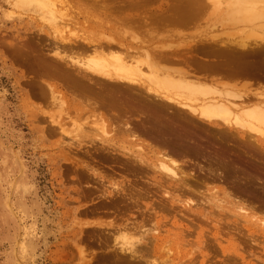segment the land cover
Here are the masks:
<instances>
[{"label": "rangeland", "instance_id": "rangeland-1", "mask_svg": "<svg viewBox=\"0 0 264 264\" xmlns=\"http://www.w3.org/2000/svg\"><path fill=\"white\" fill-rule=\"evenodd\" d=\"M141 1L143 3L140 4L141 6L130 8L126 10L127 12L116 10L114 13L110 11L113 4L112 0H0V264H110L104 257L112 250L114 242L115 244L126 245L128 242L131 244L136 242L134 240L139 236L135 235L134 231L130 232V230L123 228L129 218L134 219L132 221H140L138 224L144 225L142 226V230H144L141 232L144 233L145 231V235L148 237H159L158 246L164 247H161V251L162 249L163 251H170L174 263L248 264L251 262L253 264H264V237H253L248 234L243 226L234 223L236 219L231 218V214L229 215V212L226 211L232 209L228 205L231 201H234L233 199H213V204L219 202L217 204L221 205L222 209L225 207L222 211L218 207L215 208L217 204L214 206L207 200L208 205L205 199H195L189 194H184L182 195L183 199L178 200L185 201L187 204L191 201V205L196 207L198 213L196 214L197 217L182 218L180 214L177 215V210H170L169 212L162 207V204L165 203L162 200H166L160 198L161 190L156 184L153 185L154 183L152 184L146 178L147 176L138 180L139 182H136L133 176H129L130 184L143 194L141 195L142 199L139 198L143 202L142 206L133 208L126 199H117V203L114 202L115 205H108L109 203L106 205V202L110 199L100 198L103 193L102 189L107 188L106 190H108L111 189V186L107 181L102 184L103 182L100 181L103 180L98 179V177L113 172L125 176L122 167L104 160L101 163L100 160L99 163H96V158L92 157L95 154L91 156L89 151L88 154L75 155L73 152L75 149H73L70 151L72 152L71 156H69L63 150V147L60 148L54 138H49L48 133L45 131L47 125L43 124L44 121L41 123V120H44V117L48 114H54V117L56 115L57 118L58 110L55 107L51 110L46 102L37 96V98H40L38 101L33 92L29 91L27 82L34 77V73L28 68V65H25L27 66L25 68L20 63L22 60L11 51L14 47H23L25 43L30 42L33 44L31 49L34 48L33 54H36L35 56L55 59L54 49L59 47L58 43L61 40L77 38L78 40L76 39L75 42L80 43L81 41L82 43L85 40H91L101 44L105 37L113 38L114 42L123 44L124 49L129 50L132 58L126 60V64L130 65V68H133L132 66H136V64L138 66L139 63H141L140 68L145 65L141 68V71L145 76L149 74L146 77V87L166 99L177 100L182 93L179 95L178 92L171 91L165 85L158 87L159 85L149 83L150 75L158 77V79L176 77V79L185 80L182 78L185 77L186 80L194 79L196 82L199 77L202 78V80H199L200 83L193 80L196 84L204 83L202 86L206 84L209 85L207 86L209 88H218L219 91L225 90L228 94L233 93L236 88L241 90L246 86L244 92L240 91L243 94L246 95L250 92L251 94L260 93L259 95H264V91H262L264 90L263 82L244 77H239L237 80L225 73L212 71L208 67L193 62L196 56L200 57L202 48L210 44L214 48L219 46L216 49L221 50V52H225L224 50L241 52L247 51L248 48L249 50L254 48V52H259V45L264 46V44H261V41L264 40V18L246 21L239 14L240 11L237 12L240 7L232 9L235 5L233 6L231 0H206L208 3L203 10V14L200 13V17H195L193 20L186 21L187 23H182V26H178L175 20H169V17L174 16V13L166 10L167 8L162 6L163 3L160 2L159 4L157 1L149 0ZM259 7L264 13V5L258 6V9ZM229 11L231 12L229 13ZM106 13L109 15L107 18ZM123 13L131 14H129L130 19H128L130 22L120 19ZM165 15L166 17H163ZM232 20L234 21L232 22ZM107 22L112 24L109 27L113 25L118 27L121 23L124 25H122L121 30L116 31L110 29ZM175 22L177 25H175ZM141 38L145 39L141 40ZM54 42L55 45H53ZM203 43L206 46L202 47ZM199 44H202L199 49L200 52L197 49ZM191 46L193 49H190ZM224 46L229 48H223ZM116 47L114 48L117 51L115 49L113 51L119 55L125 54L124 49L118 50L119 48ZM194 47L196 49L193 53ZM240 48L242 49L240 50ZM99 50L102 51L100 48ZM109 50L110 48L106 47L101 53L107 55ZM123 51L124 53H122ZM74 52V55L72 52L69 54L72 56L80 54L83 58H89L91 54L94 55L90 49L88 54L87 51H85L86 53L83 51ZM172 53L175 58L179 57L177 61H173L175 58L171 56ZM66 54L68 53L66 52ZM166 54L173 59L168 60L169 57ZM176 54L177 56H175ZM191 54L198 55L193 57ZM139 56L142 58L141 61L144 59L143 56L150 57L154 63L157 62L158 65H155L158 68L156 66L150 67L144 61V63L137 62L134 64L135 57L137 61L140 60ZM129 62L133 64L131 65ZM186 74H190L188 78ZM260 89H262L261 92H258ZM219 93L217 95L210 93L208 97L216 95L213 97L220 99ZM221 94L224 93L221 92ZM259 95L256 98L255 96L251 98L250 104H248L249 98L253 95L245 99V103L237 99L232 100V102L237 103L240 107L243 106L242 108L246 107L245 109L252 108L251 104L257 106L258 103H264L262 101L264 96L260 97ZM192 97L190 98H200L198 95ZM201 98L205 99L206 96L201 95ZM201 98L198 101H202ZM250 122V128L254 126L261 130L260 133L254 131L252 136L261 138L262 135V138H264V134H262V132L264 133V125L253 120ZM240 129L248 133L247 129ZM69 138V143H71L70 140L73 137ZM74 139H72V142ZM142 145V143L133 145L135 149L132 145H129V147L138 153H141L140 149L142 153H149L147 147H136ZM136 149L139 150L136 151ZM187 154H184L187 156L175 154L173 158L175 157L174 159L183 164H188V161H192V164L194 162L195 172L199 171V165L206 166L205 168L210 165L208 157H204V159L202 156H194L193 152H187ZM96 161L98 162V160ZM78 162L79 164L81 162L80 165L83 168H79ZM213 165L217 168L216 164L213 163ZM87 167L94 169V173H98L99 176L90 180L86 177V173L89 172H86L85 175L78 172L79 169L86 171ZM111 167L114 168V171ZM185 171L190 172L191 170L185 168ZM117 174L112 175L118 178L116 181H125L122 175L119 177ZM91 175H93L92 172ZM234 179L231 178L226 182L230 188L244 183L243 180L240 182L238 179ZM236 181L239 183L237 184ZM256 181L254 180L256 185L254 188L260 193L264 189V184L260 181H257V184ZM96 187L100 190L94 189ZM149 190L153 192V196ZM155 190L158 193H154ZM146 192L150 194L146 195ZM154 194L156 195L154 196ZM203 200L205 205H203ZM238 200L235 199V201ZM220 202H224V204ZM149 203L152 204L151 207L155 212H151ZM117 206L119 210L118 208L115 210ZM263 212L264 210L262 212L256 210L253 213L257 215L254 222L258 225L264 222ZM225 215L229 216L231 220ZM193 217L195 221L192 220ZM149 222L151 223L149 224ZM191 222L196 224L193 225L194 228L191 226ZM262 225L264 226V223ZM233 226L235 227L233 228ZM215 232L218 235L217 239H215ZM131 239L132 241H130ZM120 241H124V243ZM145 242H147L146 239ZM153 242H149V250L155 249ZM155 252L151 253L153 259L151 257L150 260H153L152 264H160L163 256L160 253L162 257H158L157 255L160 254H154ZM156 258L159 262L156 261ZM183 260L185 261L183 262Z\"/></svg>", "mask_w": 264, "mask_h": 264}, {"label": "bare ground", "instance_id": "bare-ground-1", "mask_svg": "<svg viewBox=\"0 0 264 264\" xmlns=\"http://www.w3.org/2000/svg\"><path fill=\"white\" fill-rule=\"evenodd\" d=\"M149 1H157L159 4L160 2L163 3L162 6L167 8L166 10H170L174 13V16H171L172 18H170L168 15L169 20H175L178 23V26H182V23L184 24L186 21L193 20L195 17H200V13L202 12L203 14V10L208 3L206 0ZM231 1L233 6L235 5L232 9H238L240 7L238 11H236H240L239 14L244 17L243 20L252 21L264 18L263 10H261L260 7V10L258 9V6L264 5V0ZM112 2L113 4L112 7L110 6V11L114 13L116 10L122 12L123 10L126 11L130 8H136L140 4H143L141 0H112ZM230 12L231 11H229V13ZM129 14H120V19L122 21H128V19H130ZM108 16L109 15L107 14L106 18ZM163 17H166V15ZM233 21L234 20H232V22ZM128 22H130V20ZM176 22L175 25H177ZM110 24L111 23L107 24L108 27L112 25ZM122 25L124 24L121 23L118 27L113 25L109 28L118 31L122 29ZM260 36L262 37V35ZM76 39L77 38L71 40L68 39L69 41L61 40V42L58 43L59 47H56V50L54 49V54L56 55L55 59L37 57L39 55L35 56L36 54H33L34 48L31 49L33 45L31 42L25 43L23 47L17 45L18 48L14 47L11 51L16 57L22 60L20 61L21 64L24 66L28 65V68L34 73V77L30 78L29 82H27L29 91L33 92V94L36 96L35 98L38 96L41 98V100L46 102V104L50 106L51 110L54 109V107L58 110L57 118L56 115L54 117V114H48V116L44 117V120H41V123L44 121L43 124L47 125V127H45L47 130L45 129V131L48 133L49 138H54L59 144L60 148L63 147V150H65L69 156H71L72 152L70 151L73 149H75L73 151L75 155L88 154L87 152L89 151V155L91 154L92 156V154H95V156L92 157L96 158H94L96 163H99V160L100 163L103 160L110 161L113 164H116V166L119 165V167H122V169L125 171V176L120 174L122 175V178H125V181L123 182L118 180L116 181L118 178L112 176L117 174L115 172L110 173L111 175L107 174L106 176L101 175V177H98V179L103 180L100 181L103 182L102 184L107 181V183H109L111 186V189L108 190H106L107 188L105 189L103 187V193L102 195L100 194V198L110 199L108 202H106V205L107 203H109L108 205H113L117 199H126L128 200L127 202L129 205H131L133 208L141 207L143 202L139 198L142 199L141 195L143 194L140 190H137L136 187L130 184L129 176H133L136 182H139L138 180H141L147 176L146 178H148L152 184L154 183L153 185L156 184L161 190L160 198L166 200H162L165 202L162 204V207L169 212L170 210H177V215L180 214L182 218L196 216L198 212L196 211V207L191 205V201L190 203L188 201L189 204H187L185 201L183 202L178 200L183 199L182 195L184 194H189L195 199H205L207 204V200L209 203L213 204V199H233L234 201H231V203L228 205L232 209L229 208L230 210H226L227 213L229 212V215H232H230L231 218L236 219L235 222H233L238 226H243L247 230L248 234L252 235L253 237H264V226L262 225L264 222L262 223V221L259 219L262 223V226L256 224L254 220H256L257 215L253 214L256 210L261 212L264 210V189L259 193L254 188V186H256L254 184V180L260 181L264 184V138H262V135L261 138H258V136L253 137L252 133L254 131L260 133L261 130L254 126L250 128L251 120L264 125V103H258L257 106L251 104L253 106H251L252 108L245 109L246 107L242 108L243 106L240 107L237 103L232 102V100L235 99L241 100L242 102L253 95V97L249 98L248 104H250L251 98H254V96L256 98V96H258L260 93H256V95L255 93L251 94L248 92L249 94L245 95V93H242L244 92L243 90H245V86L241 89L242 92H240L241 90H238L240 88L237 89L235 87L236 89L233 91V93L231 92L228 94L225 92V90L219 91L218 88L212 89L207 87L209 85L206 84L202 86L204 83L199 84V80H202V78L199 77L197 81L199 83L196 84L197 82L194 79L193 80L196 83L191 79L186 80L185 77H182L185 80H179L178 78L177 80L176 77H174L175 79L173 77H168L166 79L164 77V79H158V77L154 76V78L150 75L148 79L149 83L153 85H159L158 87H160V85H165L171 91L178 92L179 95L182 93L181 96H178L179 99L177 100L166 99L146 87V77H148L149 74L145 76V74H143L141 71V68L145 67V65L143 66L142 64L143 67L140 68L141 63H139L138 66L136 64L137 62H145V64L148 66L150 65V67L158 65L157 62L154 63L150 57L143 56L144 62L141 61V55V57L139 56L140 60L138 61L135 57L136 61L134 60V64H136V66L133 65V68H130V65L126 64V60L132 58L129 50L124 49L125 47L123 44L114 42L113 38L105 37L101 44L91 40H85L82 43L80 41L79 43L75 42L78 40ZM142 39L145 38H141V40ZM141 40H139L140 43ZM105 42L109 45H107ZM261 42V44H264V40ZM53 45H55V42ZM114 45L119 48L118 50L124 49L125 54L119 55L117 52L113 51V49H115ZM204 45L205 43H203V46L202 44H199V48H197L198 51L201 46L204 47ZM112 46H114L113 49H111ZM106 47L110 48V50L107 52V55H103L101 52L104 51V48ZM218 47L219 46L216 48ZM259 47L260 51L257 53L254 52V48H252L253 50H249L248 47L247 51L245 50L246 52H233L230 50H224L225 52H221V50L214 48L212 44H210L205 47L206 49L202 48L203 50H201L200 57L196 56V60H193L190 56L189 58L193 60V62L198 63L201 66L208 67L212 71H219L236 79L239 77H244L251 80L256 79L264 83V46L261 47L259 45ZM9 48L11 49V47ZM61 48L63 50H60V52L59 49ZM99 48L102 49L101 52ZM191 48L193 49L192 46L190 49ZM89 49L94 53L93 56L92 54L90 57L88 56L89 58H83V56L81 57L80 54L76 56L69 54L70 52L73 53L74 51H87L88 54ZM195 49L196 48L194 47V50H192L193 53L195 52ZM241 49L242 48H240V50ZM124 51L122 53H124ZM66 52L68 54H66ZM219 52L223 54H219ZM195 55L192 56L194 57ZM166 56L169 57L167 54ZM171 56L175 58L174 54ZM175 56H177V54ZM32 58L33 60H31ZM169 58L168 60L173 59ZM178 58L179 57H176L175 60L173 59V61H177ZM129 63L131 65L133 64L131 62ZM26 67L27 66H25V68ZM156 67L158 68V66ZM188 75L187 78L189 77ZM261 90L262 89H260L258 92H261ZM221 92L224 94L226 93L227 96L226 94L224 96V94H221ZM210 93H214L216 95L219 93L220 99L213 97L216 95L208 97V94ZM168 95L170 96V94ZM195 95L200 96V98L201 95H204L206 98H201V100L203 99L202 101H198V99H200L199 97H194V99L190 98ZM259 96L263 97L264 95L261 94ZM40 98H37L38 101ZM240 128L247 129L248 133L242 131ZM262 134L264 133L262 132ZM69 137L75 138L74 141L72 142V138L70 140L71 143H69ZM65 143H67V147L65 146ZM137 143H142L143 145L136 147H147L149 149V153H142L141 149V153L135 152V150L133 151V149H135L133 145ZM129 145H132L133 149L129 147ZM138 150L139 149H136V151ZM187 152H193L194 156H202L203 158L208 157L210 165L208 164L209 166L207 168H205L206 166L199 165V171L195 172L196 168L194 167V162L192 164V161H188V164H183L174 159L175 157L173 158L175 154L184 155L187 154ZM96 160H98V162ZM189 162L191 163L189 164ZM213 163L217 165V168L214 167ZM80 164L78 165L79 168H83V166ZM91 167L90 169L87 167L88 169L86 171L79 169L78 172L81 175H85L86 172H89L86 173V177L90 180L92 178L94 179L95 177L99 176V174L94 173L95 170H92ZM185 168L186 170L191 171L187 172L185 171ZM112 169L114 171V168ZM91 172L93 175H91ZM120 175L119 173L117 174L119 177ZM231 178H236L240 182L243 180L244 183L238 184L239 182L236 181L238 185L231 187V189L226 183ZM134 180L133 182H135ZM143 185L145 184L143 183ZM94 189L98 190L99 188L96 187ZM156 189L158 188L156 187ZM154 193L158 192L155 190ZM145 194L149 195L150 193L147 194L146 192ZM220 194L222 195L221 197ZM155 195L156 194H154V196ZM145 197L147 198V196ZM235 199L239 200L235 201ZM220 203L224 204V202ZM215 204L213 205L215 206ZM149 205V208L152 212V204L149 203ZM203 205H205V201ZM218 205L219 204H217L215 208L218 207V209L221 210V205ZM125 206L126 205L124 204V207ZM103 207L105 208V206ZM116 208H118V206L115 207V210H117ZM225 217L230 218L227 215H225ZM132 220L129 218L127 223L123 225V228L130 230V232L134 231L135 235H139L134 240L136 241L134 242L136 244L133 242L129 244L128 240L126 241L129 244L127 247L128 244L124 245L117 242V244H115L113 241L114 245L112 246V250H110L109 253H107V255L104 257L110 264H152L153 260L151 261L150 259L151 257L153 259L151 253L154 251H156L154 254L161 253L163 256L162 257L161 254L157 255L158 257H162V262H160V264H178L174 263L175 261L172 260L169 250L163 251L162 249L161 251V247L163 246H158L157 241L159 240V237H148L145 235V231L144 233L141 232L144 230H142V226L144 225H139L138 223H140V221L137 222ZM192 220L195 221V218L193 217ZM150 223L151 222H149V224ZM193 225L196 224H192L191 222V226L194 228ZM234 227L235 226H233V228ZM215 234V239H217L218 235L216 232ZM145 239L147 242H145ZM130 241H132V239ZM120 242L124 243V241ZM149 242H153L155 249L149 250ZM157 258L156 261H158ZM184 261L185 260H183V262ZM183 264L188 263L184 262ZM248 264L253 263L249 262Z\"/></svg>", "mask_w": 264, "mask_h": 264}]
</instances>
